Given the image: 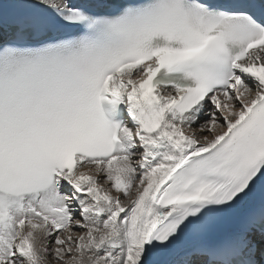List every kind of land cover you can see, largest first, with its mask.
<instances>
[{
  "label": "snow or ice",
  "instance_id": "snow-or-ice-1",
  "mask_svg": "<svg viewBox=\"0 0 264 264\" xmlns=\"http://www.w3.org/2000/svg\"><path fill=\"white\" fill-rule=\"evenodd\" d=\"M0 264H264V0H0Z\"/></svg>",
  "mask_w": 264,
  "mask_h": 264
}]
</instances>
